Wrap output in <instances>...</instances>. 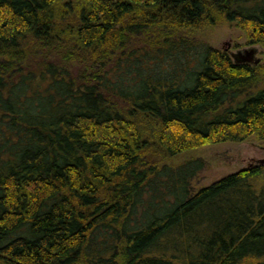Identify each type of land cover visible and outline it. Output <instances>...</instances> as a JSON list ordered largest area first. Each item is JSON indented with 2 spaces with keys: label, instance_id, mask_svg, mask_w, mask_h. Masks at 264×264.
<instances>
[{
  "label": "trees",
  "instance_id": "16d2710c",
  "mask_svg": "<svg viewBox=\"0 0 264 264\" xmlns=\"http://www.w3.org/2000/svg\"><path fill=\"white\" fill-rule=\"evenodd\" d=\"M223 25L264 47V0H0V264H264V164H168L264 143Z\"/></svg>",
  "mask_w": 264,
  "mask_h": 264
},
{
  "label": "rangeland",
  "instance_id": "374dc122",
  "mask_svg": "<svg viewBox=\"0 0 264 264\" xmlns=\"http://www.w3.org/2000/svg\"><path fill=\"white\" fill-rule=\"evenodd\" d=\"M196 37L217 49L226 50L234 55L241 54L246 57L248 52L255 49L254 61L251 64L259 60V64L264 65V47L250 45L246 34L240 29L227 25L210 27L198 31ZM195 159H201L204 163L203 170L193 181L194 189L198 190L230 174L264 164V143L252 137L241 143L212 144L175 157L169 160L168 164L177 166Z\"/></svg>",
  "mask_w": 264,
  "mask_h": 264
},
{
  "label": "water",
  "instance_id": "95a60500",
  "mask_svg": "<svg viewBox=\"0 0 264 264\" xmlns=\"http://www.w3.org/2000/svg\"><path fill=\"white\" fill-rule=\"evenodd\" d=\"M255 49L254 50H251L250 52H248V57H244V56H241V54H232V56L234 57V59L236 60V62L238 63H252L254 61V54H255ZM259 60H256L255 61V64H259Z\"/></svg>",
  "mask_w": 264,
  "mask_h": 264
},
{
  "label": "flooded vegetation",
  "instance_id": "af4514ba",
  "mask_svg": "<svg viewBox=\"0 0 264 264\" xmlns=\"http://www.w3.org/2000/svg\"><path fill=\"white\" fill-rule=\"evenodd\" d=\"M248 57V56H247Z\"/></svg>",
  "mask_w": 264,
  "mask_h": 264
}]
</instances>
